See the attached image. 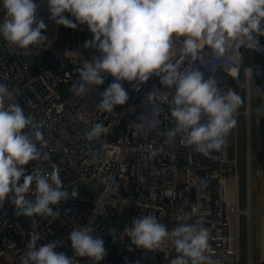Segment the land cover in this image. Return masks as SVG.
Masks as SVG:
<instances>
[{
    "label": "built area",
    "instance_id": "built-area-1",
    "mask_svg": "<svg viewBox=\"0 0 264 264\" xmlns=\"http://www.w3.org/2000/svg\"><path fill=\"white\" fill-rule=\"evenodd\" d=\"M35 2L37 16L46 24L42 35L48 43L25 55L0 37V83L41 125L43 141L36 143L38 148L45 145L41 152L48 153L49 159L30 162L26 173L39 168L50 174L55 165L65 190L71 194L75 189L77 196L53 206L59 209L56 218L16 216L15 205L6 199L0 206V264H31L26 254L34 235L37 247L56 242L57 251L73 257L68 236L73 228L89 225L94 235L104 239L107 255L99 264H170L180 255L171 243L162 251L150 252L132 245L124 234L134 218L144 215L155 216L169 230L182 223L202 225L210 234L206 254L221 264H240L242 220L246 236L250 235L251 196L248 180L241 206L237 126L224 148L212 154L214 159L182 145L179 136L168 142L167 132L175 126L170 116L175 88L161 84L155 75L144 83L122 81L128 101L112 112L101 111V93L114 77L106 75L103 85H89L82 95L71 91L80 79L77 69L98 55L94 48L84 47L92 39L87 25L75 30L57 25L50 18L47 0ZM4 18L0 0V22ZM170 61L180 71L199 69L205 78L217 79L222 90L232 88L241 96L243 107L236 119L238 125L239 115H244L248 148L252 109L256 100L264 99V35L254 34L243 43L232 41L219 55L205 46L195 58L182 55L175 43ZM153 90L159 93L147 102ZM77 113L84 120H78ZM262 115L255 114V119ZM98 123L107 133L87 140L85 133ZM31 187L29 198H34L35 185ZM111 229H116L114 235ZM247 255L249 264V245ZM75 259L78 264H93L88 257Z\"/></svg>",
    "mask_w": 264,
    "mask_h": 264
},
{
    "label": "clouds",
    "instance_id": "clouds-1",
    "mask_svg": "<svg viewBox=\"0 0 264 264\" xmlns=\"http://www.w3.org/2000/svg\"><path fill=\"white\" fill-rule=\"evenodd\" d=\"M47 6L57 25L73 30L87 25L92 39L84 47L98 53L77 69L80 79L72 84L73 93L82 95L87 86H101L105 76L111 75L114 82L102 91L98 108L112 112L129 99L122 81L144 83L155 75L161 84L175 88L170 113L175 126L167 132L168 142L179 136L182 145L213 159L212 154L224 148L237 126L241 96L232 88L222 90L217 79L205 78L199 69L178 70L170 61L171 51L179 43L182 55L195 58L205 46L219 55L232 41L243 43L254 34L264 35V0H47ZM2 8L5 18L0 22V37L4 41L25 55L48 43L35 0H2ZM158 93L149 92L146 101H153ZM262 112L264 107L257 109V115ZM76 118L84 120L81 113ZM107 131L98 123L85 137L91 141ZM36 141H43L41 125L25 114L14 93L0 83V206L9 199L16 216L56 218L59 209L53 206L75 198L77 192L65 190L55 165L50 174L39 168L26 173L30 162L49 159L48 153L41 152L45 145L38 148ZM33 184L35 195L29 198ZM94 231L91 225L73 228L68 236L73 257L57 251L56 242L37 247L34 235L27 246V259L31 264H78L75 257H88L99 264L107 252L103 237ZM115 232L110 230V234ZM124 234L132 245L150 252L162 251L171 243L180 255L170 264H221L206 254L210 234L197 223H182L169 230L155 216L144 215L134 218Z\"/></svg>",
    "mask_w": 264,
    "mask_h": 264
},
{
    "label": "rangeland",
    "instance_id": "rangeland-1",
    "mask_svg": "<svg viewBox=\"0 0 264 264\" xmlns=\"http://www.w3.org/2000/svg\"><path fill=\"white\" fill-rule=\"evenodd\" d=\"M243 105H241L240 108H242ZM264 107V99H262L260 102L259 100H256V104H255V109H252V113L253 116L255 118V114H257V109ZM262 116H264V112H262ZM261 123L260 129L261 131L260 134L258 132V135L260 138H258V142H257V149H259V153H258V159L257 161H259L260 159H263V166H264V121L263 123ZM233 136H230V141L233 142ZM234 147L232 146L231 148V152H233ZM236 155L238 157V171L239 174L241 175V196H242V181L244 178V174H245V123H244V115L241 114L238 117V125H237V135H236ZM257 187H259L262 189L263 194H264V185L260 186L258 185ZM256 187V188H257ZM264 199V196H263ZM244 201L243 198L241 197V206H243ZM250 223L253 225V229L250 232V236L249 238L252 239V245H253V250H252V255H251V251H250V255H251V259L253 263H249V264H264V202L260 203V201H258L256 203L253 202V207H252V211H251V216H250ZM243 226H244V220H242V233H244L243 231ZM244 239L241 238V259H240V264H247L246 262V258L248 257V255L246 256V252H245V247H244ZM254 260V261H253Z\"/></svg>",
    "mask_w": 264,
    "mask_h": 264
},
{
    "label": "crops",
    "instance_id": "crops-1",
    "mask_svg": "<svg viewBox=\"0 0 264 264\" xmlns=\"http://www.w3.org/2000/svg\"><path fill=\"white\" fill-rule=\"evenodd\" d=\"M264 121V116L261 117L259 120H256L255 118L252 119L251 121V127H250V136H248L249 139V146L248 148L245 147V174H244V178L242 181V198L243 201L245 200V187L246 184L249 180V186H250V208L252 211V207H253V202L256 201V203L258 201H260V203L264 202L263 199V191L259 187H257L258 185L262 186L264 185V166H263V159H260L259 161H257L258 159V153H259V149H257V142H258V132L261 131L260 126L261 123H263ZM260 134V132H259ZM246 138V137H245ZM247 152H248V157H247ZM249 171V172H248ZM240 185H241V175H240ZM257 187V188H256ZM241 195V193H240ZM253 225L251 224V228H250V232L252 231ZM243 231L244 233H242V229H241V238L244 239V247H245V252L247 249V246L249 245V249L251 251V255H252V250H253V245H252V239L249 238V236H246V232H245V225L243 226Z\"/></svg>",
    "mask_w": 264,
    "mask_h": 264
},
{
    "label": "trees",
    "instance_id": "trees-1",
    "mask_svg": "<svg viewBox=\"0 0 264 264\" xmlns=\"http://www.w3.org/2000/svg\"><path fill=\"white\" fill-rule=\"evenodd\" d=\"M256 58L258 59V58H259V56H258V55H256Z\"/></svg>",
    "mask_w": 264,
    "mask_h": 264
},
{
    "label": "bare ground",
    "instance_id": "bare-ground-1",
    "mask_svg": "<svg viewBox=\"0 0 264 264\" xmlns=\"http://www.w3.org/2000/svg\"><path fill=\"white\" fill-rule=\"evenodd\" d=\"M252 260V259H251ZM254 261V260H253ZM251 263H253V262H251Z\"/></svg>",
    "mask_w": 264,
    "mask_h": 264
}]
</instances>
